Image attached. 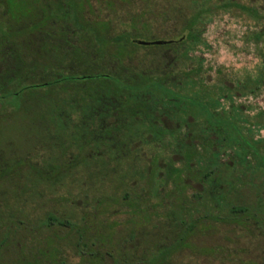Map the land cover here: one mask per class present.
Instances as JSON below:
<instances>
[{
	"label": "trees",
	"instance_id": "16d2710c",
	"mask_svg": "<svg viewBox=\"0 0 264 264\" xmlns=\"http://www.w3.org/2000/svg\"><path fill=\"white\" fill-rule=\"evenodd\" d=\"M206 1L188 0L187 14L167 7L165 19L179 16L186 32L178 41L148 40L152 26L135 17L112 34L110 22L88 18V0L51 2L48 24L58 33L46 46L34 37L12 48L0 37V115L36 102L45 138L37 161L8 159L25 165L22 193L31 210L1 212L0 264H169L210 226L246 229L252 221L264 229V139L247 134L253 118L237 104L262 85H226L222 71L212 84L200 63L187 65L217 10L263 24L264 13L240 0ZM6 13L0 6V21ZM13 165L0 164L1 175L9 177ZM62 188L71 189L64 201L78 211H60L62 196L47 204ZM118 214L127 217L121 225L110 221Z\"/></svg>",
	"mask_w": 264,
	"mask_h": 264
},
{
	"label": "rangeland",
	"instance_id": "374dc122",
	"mask_svg": "<svg viewBox=\"0 0 264 264\" xmlns=\"http://www.w3.org/2000/svg\"><path fill=\"white\" fill-rule=\"evenodd\" d=\"M39 1L0 0V6L7 10L6 17L0 21L2 29L0 37L4 39L9 37L12 48L18 45L20 39L27 41L34 37L38 38V43L46 46V39L52 37L54 31L58 33L57 29L50 28L52 25L48 24L53 13L52 9L45 7L42 1L37 3ZM220 1L207 0L205 3L210 7L219 5ZM240 1L247 5L253 4L261 13H264V0ZM88 4L92 8L91 10L87 7L92 11L88 18L93 21L99 18L110 22L112 34L128 29L132 18L135 17L140 18V24L148 22L152 26V35L147 37L148 40L178 41L186 35V32L182 30V21L179 16L177 19L171 17L170 20H166L164 16L170 13L169 10L166 11L167 7H170V10L172 7L175 8L176 13L180 10L186 14L189 13L188 0H151V2L148 0H88ZM68 28L72 27L68 26ZM262 30H264V24L245 13L236 10H217L207 22L201 43L191 45L190 56L193 58L187 62V65L200 63L212 84L216 81L218 72L222 71L223 77L226 78V85L232 86L247 80L259 82L262 85L256 96L251 95L237 100V104L243 106L245 114L253 118L252 123L247 124L246 132L257 142L264 139V117L260 119L264 116V41H256V34ZM68 33L72 38L71 29ZM25 52L27 55L30 53L29 50ZM24 94L28 96L30 90L23 92L21 99L26 97ZM35 103L27 100L22 110L17 109L10 116L7 113L0 115V164L3 167L13 165L11 162L7 163L10 157L15 160L29 155L32 160L37 161L38 147L44 144L45 138L41 130L44 119L34 110ZM6 111L10 112L9 109ZM8 174L9 177L6 173L1 175L0 172V217L4 212H11L7 209L13 208L19 217L28 216L31 210L29 197L22 193V184L29 181L25 165L22 163L13 165ZM20 174H23V177L18 176L22 182L16 177ZM67 182L74 183L72 179ZM70 191L71 189L67 188L58 190L53 194V200H46L47 204H57V196H62V206L59 204L57 206L60 211H64L65 207L78 211L76 203L72 205L73 208L69 202L64 201V198H68ZM76 197L77 200L80 199L78 195ZM126 219L125 214L110 217V221L120 225ZM9 247L13 251L16 250L14 243H11ZM26 255L29 257L30 253L26 251ZM39 260L45 261L43 257ZM6 261L8 264L14 263L11 258H6ZM20 261L15 260V262ZM24 261L32 264L40 262L29 261V258ZM77 262H79L78 258L70 259V264ZM86 264L101 263L99 259H93ZM169 264H264V229L259 228L252 221L246 229L224 224L210 226V229L197 232L190 239L187 248L174 252L169 259Z\"/></svg>",
	"mask_w": 264,
	"mask_h": 264
},
{
	"label": "water",
	"instance_id": "95a60500",
	"mask_svg": "<svg viewBox=\"0 0 264 264\" xmlns=\"http://www.w3.org/2000/svg\"><path fill=\"white\" fill-rule=\"evenodd\" d=\"M165 41H154V42H144V41H139V44L141 45H151V44H156V45H160V44H165Z\"/></svg>",
	"mask_w": 264,
	"mask_h": 264
},
{
	"label": "flooded vegetation",
	"instance_id": "af4514ba",
	"mask_svg": "<svg viewBox=\"0 0 264 264\" xmlns=\"http://www.w3.org/2000/svg\"><path fill=\"white\" fill-rule=\"evenodd\" d=\"M42 1V2H41ZM53 0H40L39 3L41 2L42 4H44L45 7H49L52 9V2ZM52 20V19H51Z\"/></svg>",
	"mask_w": 264,
	"mask_h": 264
}]
</instances>
